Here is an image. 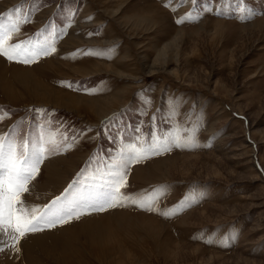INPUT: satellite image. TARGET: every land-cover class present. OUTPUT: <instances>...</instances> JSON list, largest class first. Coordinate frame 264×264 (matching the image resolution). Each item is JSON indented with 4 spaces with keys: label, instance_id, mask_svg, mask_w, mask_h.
I'll list each match as a JSON object with an SVG mask.
<instances>
[{
    "label": "rangeland",
    "instance_id": "rangeland-1",
    "mask_svg": "<svg viewBox=\"0 0 264 264\" xmlns=\"http://www.w3.org/2000/svg\"><path fill=\"white\" fill-rule=\"evenodd\" d=\"M103 2L17 0L0 12L5 29L17 22L18 17L8 16L14 9L22 7L28 16L27 22L20 19V33H13L9 43L54 40L56 49L47 56H21V61H32L28 64L0 56L5 64L32 69L35 82L44 79L72 94L104 98L117 93L125 98L99 123H89L86 117L93 116L84 109L80 114L25 106L23 101L13 104L0 88V116L7 113L0 135L25 144L28 152L41 137L54 138L60 150L44 161L62 158L74 164L58 193L32 206L51 204L77 179L80 183L67 199L90 200L110 178L106 173L112 166L132 155L130 145L147 148L156 137L160 143L167 140L170 150L128 165L121 192L129 199L123 206L93 211L85 205L79 219L29 234L72 227V238L65 239L75 243L68 253L62 243L39 242L34 236L27 237L32 245L21 240L17 252L10 247L13 241L0 235V264H264V0H120L117 18L101 10ZM41 11L48 13L36 26ZM149 11L159 16L156 26L136 37H129L118 22ZM189 14L195 19L177 23ZM74 27L75 36L96 42L63 48L59 54ZM159 47L162 60L153 67ZM125 52L127 68L122 62L120 74L101 71L80 77L66 68L91 62L116 65ZM53 59L63 63L58 71L47 65ZM13 70L0 66V85L27 98L21 87L26 81L14 77ZM44 161L29 188L44 180ZM60 169L67 172L68 166L62 163ZM137 169L143 173L134 178ZM152 200V211L137 206ZM93 214L108 215L97 217L100 227L93 229L102 231L99 243L80 227V220Z\"/></svg>",
    "mask_w": 264,
    "mask_h": 264
},
{
    "label": "snow or ice",
    "instance_id": "snow-or-ice-1",
    "mask_svg": "<svg viewBox=\"0 0 264 264\" xmlns=\"http://www.w3.org/2000/svg\"><path fill=\"white\" fill-rule=\"evenodd\" d=\"M241 9V12H245ZM249 15L251 13H248ZM8 16L18 17L17 22L5 29L0 24V56L7 60L23 62L28 64L31 60L25 58L21 61V56H47L55 52V41H45L40 44H33L31 40L22 43H9L12 40L13 33H20V19L28 21V16L23 13L22 7L16 8L8 13ZM241 19L246 18L241 16ZM3 18L0 17V20ZM185 19H195L189 14L188 16L177 20V23H183ZM111 51V50H108ZM101 55V53H96ZM71 87V85H65ZM7 116V113L0 116V121ZM176 146H181L179 141L175 142ZM72 145H67L70 148ZM132 155L119 165H113L111 170L106 173L109 179L103 180L97 187L99 192L90 200L82 197H76L71 200L67 195L73 190L74 185L79 184L80 180H74L65 189V195L57 197L51 204L39 209L29 206L24 194L30 192L29 184L39 173L40 165L47 158L60 150V144L54 139L49 138L47 141L41 137V141L31 152L26 150L25 144H17L14 139L0 135V235H7L13 241L10 247L17 252L20 250L16 247L21 240L29 234L41 232L45 229H52L58 225L70 223L73 219H79L85 214L84 206L86 205L93 211H104L107 208L123 206L129 197L121 192V188L126 184V169L128 165L139 162L149 155L159 154L160 151H169L170 145L167 140L160 143L156 137L147 147L141 146L136 148L130 145ZM66 150V149H65ZM132 203H136L132 201ZM155 200L144 201L138 204V207L147 211H152ZM169 215V213H164ZM3 250V249H0Z\"/></svg>",
    "mask_w": 264,
    "mask_h": 264
},
{
    "label": "bare ground",
    "instance_id": "bare-ground-1",
    "mask_svg": "<svg viewBox=\"0 0 264 264\" xmlns=\"http://www.w3.org/2000/svg\"><path fill=\"white\" fill-rule=\"evenodd\" d=\"M104 1L105 2H103L104 3L103 5H105V6L100 7L101 10L104 11L106 13V15L115 16L117 18L118 13L120 12V10H122L120 0H119V2L118 1L114 2L113 0H104ZM16 2H17V0H4V1L0 2V12H2L3 10H7L11 6H13ZM157 9L155 8L156 11H157ZM158 11L161 12L159 9H158ZM47 13H48V11H41V14L37 15V21L38 22L35 24L36 26H40L43 23V21L45 19L44 17L47 15ZM135 17H137V16H135ZM158 18H159V16L154 15L153 12L151 14L149 11L148 15H145V16L139 15V17L135 18L134 20L133 19H130V20L128 19V20H124V21H120L118 19L117 20L120 23V25L122 26V28L125 30L126 34L129 37L133 38V37L138 36L140 33L142 34V32H144V31H147L151 28H154L156 26ZM101 20H102V18H101ZM75 28L76 27L70 29V31L67 35L68 37H66L62 41V43L60 44V48H58L59 54H60V52L62 53L63 48L66 49L68 47L71 48V46H75V45L77 46L79 44L81 45L82 42H86V43L96 42V41H90V40H83V37L79 36L77 33L76 34L78 36L77 35L75 36L74 35L75 34V31H74ZM109 35L110 34H108V36ZM114 40H116V39L113 37L111 39L105 40L103 43H105V44L111 43ZM157 49H156V53H154L155 56H154V59L152 61L151 66H153L154 63H156V62H161V60H162L161 53L163 51V47L162 48L159 47ZM66 53H67V51H66ZM122 56H123V58L120 61L121 63L118 62V63H116V65L115 64L107 65V64H100L98 62H91V64L89 66H87L86 64L85 65L84 64H82V65L78 64L76 66H66V68L70 69L73 72H76L78 74V76H80V77H86V76L91 75L92 73L101 72V71L114 72V73L120 74L119 68H122V67H120V65L122 64V62H125V64L123 63V66H124V68H127L126 61L128 60L127 58H129V56H127L126 52ZM58 57H60V56H58ZM125 57L127 60L125 59ZM142 60L148 61L145 58H143ZM129 61H131V60H129ZM61 63L62 62H60V60L56 61L55 59L47 61V65L50 68H52L54 71H58L57 70V69H59L58 67L62 66V64H63V63L62 64ZM58 64H61V65H58ZM1 65L6 67V68L15 69V70L11 71V74H16V75H14V77L19 76L18 80L20 78V79H22V81L23 80L26 81V82L23 81L25 83V85H22L21 87L24 88V89H22L24 94H25V92L27 93V95H26L27 98L26 97L23 98V96H25V95L19 94L16 90L12 89L11 86L1 83L0 88L3 92V96H5L6 99L9 100L10 102H12L13 104L18 103L19 101H23V102H25V106H28V105L50 106V107H55V108H59V109H64L66 111H72V112L74 111V112L80 113V114H81V109L82 110L84 109V111H87L91 116H93V118L86 117L87 122L99 123L103 118L110 115L111 112H113L114 110L116 111L118 108H120L123 105V103L125 102V98L123 96H120V94H117V93H114L109 97L105 96L104 98H99V97L98 98H88L85 96L72 94V93L67 92L65 90H62L60 88H57L54 84H51L47 81H43L44 79L40 82L39 81L35 82L34 80H32L33 78L30 76L32 73V69L20 68L21 70H18L19 69L18 67L11 66L10 64H5V62L0 59V66ZM118 66H119V68H118ZM144 67H145V65H144ZM17 70L20 71V74H18V75H17ZM8 73L10 74V72H8ZM121 73H123V72H121ZM9 79H11V78H9ZM62 163H65L66 166H68L67 172L60 169ZM165 166H166V164H165ZM42 167H43V172H44V176H42V177L44 178V180L41 182H38V180L41 178L37 179L38 184H36L37 182L34 183V184H36V186H33V184H31L30 192L23 196V198L26 199V202L29 206H32L33 204L34 205H37V204L41 205L42 203L47 201V199L52 198L51 196L55 195L54 194L55 192L58 193V191L62 188L63 184L67 181L68 173H70L72 171L74 164L72 162L67 161V160H62V158H61L60 160H57V161H54V160L53 161H50V160L44 161V164L42 165ZM140 172L143 173L141 170L137 169V172H135V174H134V178H136L137 175L139 178ZM140 178H141V176H140ZM106 216H108V215L105 214V216L104 215L99 216V215L93 214L92 216L89 215V217H85L82 220H80L81 221L80 227L82 229L87 230L91 234L90 237L93 238L92 239L93 242L97 243L99 241V238H101L100 234L102 232V231L100 232V231H95V230L93 231V229L99 230V227H100V225L97 223V221L99 220V218H97V217L103 218ZM78 224H77V227L79 226ZM81 228H79V229H81ZM65 229H67V228H65ZM71 229H72V227H71ZM73 229H74V227H73ZM57 230H59V234H56V235H55V233H54V235L50 234L52 231L51 232L44 231L41 234H39V233L33 234V235H29L27 237L28 238H30V237L33 238V236L38 237L37 239L39 240V242H40V239L41 240L46 239L45 241L47 243H49L47 241V239H51L52 243H54V244L55 243L56 244L62 243L63 244L62 246L64 247V248H62L63 252L68 253V249H70L71 246L73 245L71 243H75V242L74 241L72 242V240H66L65 238H72L74 233L73 234L71 233L72 230L71 231L70 230H63L62 228H61V230H60V228H58V229L54 230L53 232H55V231L58 232ZM85 230H82V231H85ZM7 237L9 238V236H7ZM28 238H27L26 243L27 244L31 243V245H32L33 241H29ZM9 241H10V239H9ZM44 243H41V244L43 245ZM38 245H40V244H38ZM21 248H23V247L21 246ZM21 253H22V251H21ZM27 253H28V251H27ZM26 257H28V255ZM30 258L31 257L29 256V259ZM64 260H66V259H64ZM27 263H28V260H27ZM27 263L25 262L24 264H27ZM31 263H32V261H31ZM33 264H38V263H33Z\"/></svg>",
    "mask_w": 264,
    "mask_h": 264
}]
</instances>
